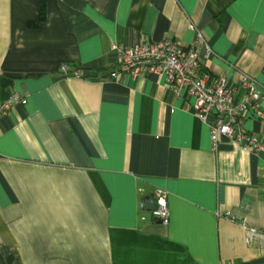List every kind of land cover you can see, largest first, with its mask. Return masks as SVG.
I'll list each match as a JSON object with an SVG mask.
<instances>
[{"label": "crops", "instance_id": "obj_1", "mask_svg": "<svg viewBox=\"0 0 264 264\" xmlns=\"http://www.w3.org/2000/svg\"><path fill=\"white\" fill-rule=\"evenodd\" d=\"M163 39L264 87V0H0V100L26 98L0 119V264H264L243 225L264 229V117L260 151L213 146L191 95L119 70ZM157 189L167 224L140 206Z\"/></svg>", "mask_w": 264, "mask_h": 264}, {"label": "built area", "instance_id": "obj_2", "mask_svg": "<svg viewBox=\"0 0 264 264\" xmlns=\"http://www.w3.org/2000/svg\"><path fill=\"white\" fill-rule=\"evenodd\" d=\"M202 38L200 32L197 33ZM119 70L138 75L154 72L166 77L169 86L175 91H185L193 97L192 110L195 115L208 125L210 140L216 146L222 137L238 144L250 152L263 148L261 140L244 127L249 112L253 111L258 118L264 117L260 101L264 95V87L259 85L255 77L246 71L237 70L234 83L224 77H217L206 70H200L197 48L193 45L184 46L179 42L163 39L159 41H143L137 45L120 48ZM60 70L67 74L66 65ZM80 77L78 71L72 72ZM110 75H116V71ZM26 98L21 92H12L0 100V119L13 106L25 103ZM157 203L151 211L161 223L169 221V208L165 191L155 192ZM163 201V203H161ZM225 215L235 220L231 212ZM244 239L247 244L256 240L264 247V229L244 224Z\"/></svg>", "mask_w": 264, "mask_h": 264}, {"label": "water", "instance_id": "obj_3", "mask_svg": "<svg viewBox=\"0 0 264 264\" xmlns=\"http://www.w3.org/2000/svg\"><path fill=\"white\" fill-rule=\"evenodd\" d=\"M156 201L155 199L151 196V195H145L142 199H141V203L140 206L141 208L147 210V211H153L156 208ZM152 222L153 223H161V220L159 218H157L156 216L152 217Z\"/></svg>", "mask_w": 264, "mask_h": 264}, {"label": "trees", "instance_id": "obj_4", "mask_svg": "<svg viewBox=\"0 0 264 264\" xmlns=\"http://www.w3.org/2000/svg\"><path fill=\"white\" fill-rule=\"evenodd\" d=\"M43 14H44V10H43V6H41L39 9L38 20L43 19Z\"/></svg>", "mask_w": 264, "mask_h": 264}, {"label": "clouds", "instance_id": "obj_5", "mask_svg": "<svg viewBox=\"0 0 264 264\" xmlns=\"http://www.w3.org/2000/svg\"><path fill=\"white\" fill-rule=\"evenodd\" d=\"M161 203H163V201H161Z\"/></svg>", "mask_w": 264, "mask_h": 264}]
</instances>
